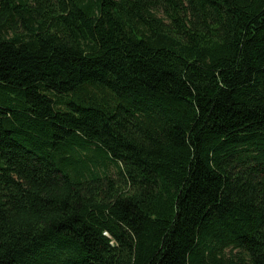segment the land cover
<instances>
[{
	"label": "trees",
	"instance_id": "16d2710c",
	"mask_svg": "<svg viewBox=\"0 0 264 264\" xmlns=\"http://www.w3.org/2000/svg\"><path fill=\"white\" fill-rule=\"evenodd\" d=\"M0 264H264V0H0Z\"/></svg>",
	"mask_w": 264,
	"mask_h": 264
}]
</instances>
